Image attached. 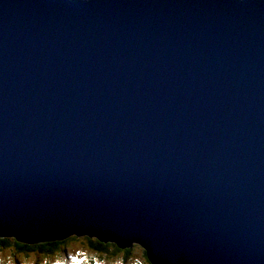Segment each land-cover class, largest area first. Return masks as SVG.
<instances>
[{
    "label": "water",
    "instance_id": "water-1",
    "mask_svg": "<svg viewBox=\"0 0 264 264\" xmlns=\"http://www.w3.org/2000/svg\"><path fill=\"white\" fill-rule=\"evenodd\" d=\"M264 264V0H0V238Z\"/></svg>",
    "mask_w": 264,
    "mask_h": 264
},
{
    "label": "rangeland",
    "instance_id": "rangeland-1",
    "mask_svg": "<svg viewBox=\"0 0 264 264\" xmlns=\"http://www.w3.org/2000/svg\"><path fill=\"white\" fill-rule=\"evenodd\" d=\"M9 257L12 259V264H56L57 260L62 261V264H74V261H78L79 264H136L137 261H140V264H144L145 260L143 248L140 245H136L126 259L122 254L97 257L83 238L68 242L62 252L52 256H44L40 253L29 256L16 255L12 248H8L0 252V264H8Z\"/></svg>",
    "mask_w": 264,
    "mask_h": 264
},
{
    "label": "trees",
    "instance_id": "trees-1",
    "mask_svg": "<svg viewBox=\"0 0 264 264\" xmlns=\"http://www.w3.org/2000/svg\"><path fill=\"white\" fill-rule=\"evenodd\" d=\"M81 238L86 240L87 246H89L91 250L95 252L97 257L100 256V258L111 256V255L117 256L119 254H122L123 257L126 259L129 257L133 248H135L137 245V244H134L130 248L121 249L117 247L114 243H103V242H100L96 238H91L87 236H83V237L70 236L60 241H50V242H42V243H36V244H26V243L19 242L14 238L6 237V238H0V252L2 250L12 248L13 253H15L16 255L23 254V255L29 256L31 254L40 253L44 256L45 255L52 256L54 254L62 252L64 246L67 245L68 242L73 241V240H80ZM2 241H7V243L5 244ZM17 243L21 245H26L27 247L18 248ZM143 255L145 258H147L146 252L144 249H143Z\"/></svg>",
    "mask_w": 264,
    "mask_h": 264
},
{
    "label": "snow or ice",
    "instance_id": "snow-or-ice-1",
    "mask_svg": "<svg viewBox=\"0 0 264 264\" xmlns=\"http://www.w3.org/2000/svg\"><path fill=\"white\" fill-rule=\"evenodd\" d=\"M2 242L5 243V244L7 243V241H2ZM17 247L18 248H23V247H27V246L17 243ZM8 264H12L11 257L8 258ZM56 264H62V261L57 260ZM74 264H79V262L78 261H74ZM136 264H140V261H137ZM144 264H151V262L149 260H147V258H145Z\"/></svg>",
    "mask_w": 264,
    "mask_h": 264
}]
</instances>
